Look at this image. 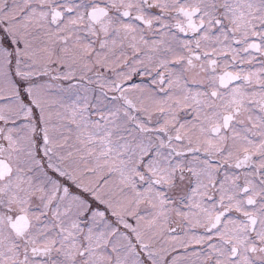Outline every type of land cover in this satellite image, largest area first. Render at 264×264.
<instances>
[{
  "label": "snow or ice",
  "instance_id": "snow-or-ice-1",
  "mask_svg": "<svg viewBox=\"0 0 264 264\" xmlns=\"http://www.w3.org/2000/svg\"><path fill=\"white\" fill-rule=\"evenodd\" d=\"M0 264H264V0H0Z\"/></svg>",
  "mask_w": 264,
  "mask_h": 264
}]
</instances>
